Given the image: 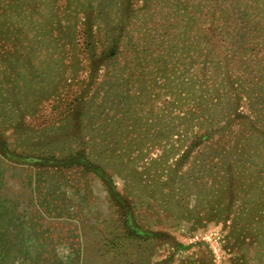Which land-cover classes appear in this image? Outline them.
Wrapping results in <instances>:
<instances>
[{"label": "rangeland", "instance_id": "rangeland-1", "mask_svg": "<svg viewBox=\"0 0 264 264\" xmlns=\"http://www.w3.org/2000/svg\"><path fill=\"white\" fill-rule=\"evenodd\" d=\"M174 1L0 0V264H264V0Z\"/></svg>", "mask_w": 264, "mask_h": 264}, {"label": "trees", "instance_id": "trees-1", "mask_svg": "<svg viewBox=\"0 0 264 264\" xmlns=\"http://www.w3.org/2000/svg\"><path fill=\"white\" fill-rule=\"evenodd\" d=\"M175 1L177 3L176 5H175ZM175 1H174V5H173V2H169L167 6L161 7L163 10H165V12H167L168 15H171V19H169L168 21H171V23H172V25H174V27L171 31L170 30L168 31L169 33L167 36H168V39H172L173 41H175V39L177 37H179L180 33L182 34L184 32V29L188 28V24H187L188 9L184 8L182 3H188V4L189 3H191V4L197 3V0H175ZM188 7H189V5H188ZM179 9H181V11ZM215 10L217 11V9H215ZM214 14H215V12H214ZM188 15H190V13H188ZM116 16H118V18H120L121 14L118 12V14ZM212 26H214L213 23H212ZM211 30H213V29H210V27H209V31H211ZM85 36L87 37L88 34L86 33ZM122 39H123L122 36H116L115 38H112L110 40L107 39V41L109 42L108 43L109 46H107V47L112 48L111 53L115 56H118L119 51L122 49V44L120 45V43L122 42ZM177 43H179V42L177 41ZM158 45L159 44H157L156 46H158ZM185 46L190 47L189 44H186ZM107 54H108V51H107ZM132 220L129 219L128 223H127L128 234L131 235V238L128 237V239L136 238L138 240H141L144 238V240H145L146 232L143 229H141V227L138 224L135 225L134 221H132ZM121 230H122V228H121ZM125 231H126L125 229L120 231V234L123 233V235H126ZM116 237H114L113 239L118 241L119 240L118 238H120V236H116ZM121 242H119V243L121 244ZM114 243L115 242H112V244H114ZM110 247H112V246H110Z\"/></svg>", "mask_w": 264, "mask_h": 264}]
</instances>
